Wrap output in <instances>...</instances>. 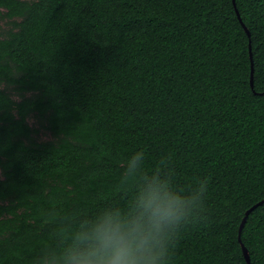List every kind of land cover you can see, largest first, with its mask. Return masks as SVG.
<instances>
[{"label":"trees","instance_id":"obj_1","mask_svg":"<svg viewBox=\"0 0 264 264\" xmlns=\"http://www.w3.org/2000/svg\"><path fill=\"white\" fill-rule=\"evenodd\" d=\"M137 151L181 192L208 178L206 219L168 264H247L240 227L264 200V0H0V264H37L60 229L127 207ZM241 239L264 264V204Z\"/></svg>","mask_w":264,"mask_h":264},{"label":"clouds","instance_id":"obj_2","mask_svg":"<svg viewBox=\"0 0 264 264\" xmlns=\"http://www.w3.org/2000/svg\"><path fill=\"white\" fill-rule=\"evenodd\" d=\"M144 163V151L123 163L119 182L141 181L127 207H105L71 231L60 229V240L41 250L37 264H168L182 229L206 219L208 178L181 192L158 169L143 173Z\"/></svg>","mask_w":264,"mask_h":264},{"label":"water","instance_id":"obj_3","mask_svg":"<svg viewBox=\"0 0 264 264\" xmlns=\"http://www.w3.org/2000/svg\"><path fill=\"white\" fill-rule=\"evenodd\" d=\"M233 1H234V3H235V0H233ZM237 12H238V11H237ZM238 16H239V18H240V20H241V17H240V15H239V13H238ZM245 28H246V27H245ZM246 30H247V28H246ZM247 32H248V34H249V36H250V33H249L248 30H247ZM251 57H252V54H251ZM251 84H252V87H254V63H253V61H252V78H251ZM263 204H264V200L261 201L260 203L256 204L255 206H253V207H252V208L246 213V216H245V218H244V220H243V222H242V224H241V227H240L239 240H240V242H241V245H242V248H243V252H244V255H245V258H246L247 264H251V257H250V253H249L247 247H246V246L244 245V243L242 242V239H241L242 231H243V229H244V227H245V224H246V222H247V220H248L249 215H250L255 209H257L259 206H261V205H263Z\"/></svg>","mask_w":264,"mask_h":264},{"label":"rangeland","instance_id":"obj_4","mask_svg":"<svg viewBox=\"0 0 264 264\" xmlns=\"http://www.w3.org/2000/svg\"><path fill=\"white\" fill-rule=\"evenodd\" d=\"M44 138H47V136H44Z\"/></svg>","mask_w":264,"mask_h":264}]
</instances>
